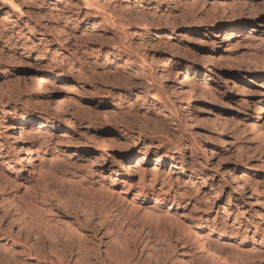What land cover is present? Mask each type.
<instances>
[{
	"label": "rangeland",
	"instance_id": "374dc122",
	"mask_svg": "<svg viewBox=\"0 0 264 264\" xmlns=\"http://www.w3.org/2000/svg\"><path fill=\"white\" fill-rule=\"evenodd\" d=\"M98 1L0 0V264H55L29 254L44 231L83 243L89 264H207L187 228L264 264V212L232 182L264 197V147L247 128L264 92V0ZM184 65L190 97L175 88ZM43 69L59 75L47 88L60 109L29 88ZM14 114L57 128L21 133ZM24 147L39 167L17 164ZM54 169L74 173L76 194L46 184ZM142 190L166 205L140 201Z\"/></svg>",
	"mask_w": 264,
	"mask_h": 264
},
{
	"label": "bare ground",
	"instance_id": "6f19581e",
	"mask_svg": "<svg viewBox=\"0 0 264 264\" xmlns=\"http://www.w3.org/2000/svg\"><path fill=\"white\" fill-rule=\"evenodd\" d=\"M5 1L8 2L10 0H5ZM105 1L108 2L109 0H105ZM85 2L86 3L84 5H86V6H93V7L100 9L99 5L101 6V4H99L98 0H85ZM70 22L71 21H68L67 23H70ZM51 25L54 26L57 30H61V27L58 24V22L54 21V23H51ZM112 26H114V25H112ZM257 58L259 61L263 62V64H264V52H260V54L257 55ZM157 68H158L157 71L160 75L161 81L163 83H168L169 78L171 76L170 70L172 68L168 64V59L164 58L162 60V62L160 64H158ZM191 70H192L191 66H185V65L181 66L179 71L176 73V78H175V88L179 89V90L185 89L187 91V95L189 97L192 96L193 88H194V83L191 80L190 75H189V72ZM182 76H183V78H181ZM52 78L59 79V75L57 73L47 72L44 69L39 70L38 75L35 76L34 81L29 88H30L31 92L33 93V97H35V99H37V100L42 99V100L47 101L50 96H54L56 98V102H57L56 107L57 108L63 107L64 105H66L64 100L57 93H54L53 91H50L47 88L49 85L51 86L53 84L50 81V79H52ZM188 96L182 102L181 107H182V110L184 112V116H185L187 122H193L195 120V118L193 116L192 110L190 109V98H188ZM13 116H14L13 117L14 123L19 125V127L22 128V131H20L21 133L25 131L26 126H29V125L33 124L34 122L36 123V127L38 130H41L44 128H48V129L57 128V126L53 122H49L44 118H42L40 120H36V118H34L32 115L21 116V115L14 114ZM263 116H264V92L261 93L260 97L254 103L252 114H251V117L249 119V123L247 125L248 131L250 132L251 136H253V138L258 143L263 145V147H264V132L261 130L260 125H259V122L263 118ZM66 127L67 128L65 131H69L71 129L70 122L68 120H67V126ZM21 133H20V136H21ZM220 133H221V131H220ZM20 136H17V139L21 143V145H23L22 140H20ZM24 150H25L24 155H26V158L24 159L22 157H17V164H20L23 161V163H26L27 166H35V168L39 167L40 164H42V162L36 163V161L32 155V152L30 151V149L28 147H24ZM180 150H181V148H180ZM140 157H141V160H144L143 156H140ZM40 158H41V156H40ZM163 159L164 158H162L161 156L156 155L154 158V161L156 163H160L161 161H163ZM25 160L27 162H24ZM24 165L25 164H23V166ZM126 167L128 168V165ZM243 171H245L244 168H243ZM49 173H51V175L49 174V177H48L46 184L49 187H51V186L55 187V189L61 195H64V193H67L68 195L69 194L72 195V193L76 194L75 192L78 191V190L76 191V188H78L76 186H81V184L76 179L73 178L72 175H74V173L72 174L71 172H69V173H71V175L70 174L68 175V173H66V171L60 170V169L59 170L54 169L53 172H49ZM232 182L235 184V188L233 189V191L235 193H237V194L238 193H242V194L245 193L247 195L248 199H250V200L255 199L256 206L259 209V211L261 212L260 215L263 217L264 197L256 191H252L251 193H248V192L246 193L245 189L242 186L243 185L242 182H244L243 177L240 180H238L236 178H232ZM74 186H75V188H74ZM107 191L111 192L110 190H107ZM117 197L121 198L118 195H117ZM138 199L142 202L152 201V202H154V206H156L157 208L166 205V201L162 200L159 195H155L154 193H152L151 195H147L145 193V191H143V190L140 191V193L138 194ZM132 201H134V200H132ZM129 203L131 205H133V203H131V202H129ZM168 211L169 210H166V212H165L166 213L165 215L167 217L169 214ZM148 214L150 216L152 215L151 217H153V216L156 217V219H154L155 221L157 220V218H158V221L160 220L159 216L157 215L156 212H152V213L148 212ZM150 216L148 217V215H147L148 218H150ZM159 226L160 225H158V227ZM186 230L188 232V234H186V235H188L193 240L194 245L196 247V250L199 252L202 259H205V261H207L209 264H251V262L249 263L245 259L247 257V256L245 257V255H248V253L245 255L242 253V255L245 258L243 256H241V254L237 251H235V252L232 251L231 254H229V255L224 254L221 250L216 248V245L214 246V245H212L211 242H209L210 239L208 237V234H205V232L202 229H199V228L189 229V228H187ZM208 233H210V232L208 231ZM34 240H35V243L37 246L31 247L29 249V254L34 253L35 256L39 259L46 260L49 257V255H52L55 258V264H69L70 263L69 261L72 258L78 256L79 258H77V261H79V259L81 261H83L81 264H89V262H90L89 254L87 252L88 250H86V248H85L87 246L84 247L83 243L75 242V241L66 242V241L58 239L56 236L50 237L45 231L42 233V236H39V237L35 234ZM242 243H243V239H240L238 241V243L236 245H234L235 249H238L239 247H237V246L242 244ZM252 244H254V243H252ZM238 250H240V249H238ZM248 250H250V249H248ZM241 251H243V250H241ZM256 252L258 253V251H256ZM251 253H252V251H251ZM253 255H255V254H253Z\"/></svg>",
	"mask_w": 264,
	"mask_h": 264
}]
</instances>
